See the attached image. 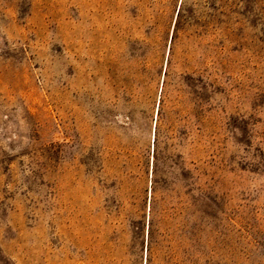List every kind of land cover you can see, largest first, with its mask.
Returning <instances> with one entry per match:
<instances>
[{
	"label": "rangeland",
	"instance_id": "rangeland-1",
	"mask_svg": "<svg viewBox=\"0 0 264 264\" xmlns=\"http://www.w3.org/2000/svg\"><path fill=\"white\" fill-rule=\"evenodd\" d=\"M0 264H264V0H0Z\"/></svg>",
	"mask_w": 264,
	"mask_h": 264
}]
</instances>
